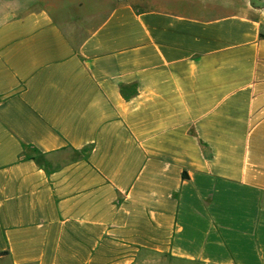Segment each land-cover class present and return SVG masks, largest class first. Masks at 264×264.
I'll list each match as a JSON object with an SVG mask.
<instances>
[{
  "label": "crops",
  "instance_id": "1",
  "mask_svg": "<svg viewBox=\"0 0 264 264\" xmlns=\"http://www.w3.org/2000/svg\"><path fill=\"white\" fill-rule=\"evenodd\" d=\"M0 0V264H264V0Z\"/></svg>",
  "mask_w": 264,
  "mask_h": 264
},
{
  "label": "rangeland",
  "instance_id": "2",
  "mask_svg": "<svg viewBox=\"0 0 264 264\" xmlns=\"http://www.w3.org/2000/svg\"><path fill=\"white\" fill-rule=\"evenodd\" d=\"M35 1V0H34ZM33 1L31 0H16V4L15 5H20L21 7L24 5V6H27V5H30L32 4Z\"/></svg>",
  "mask_w": 264,
  "mask_h": 264
},
{
  "label": "trees",
  "instance_id": "3",
  "mask_svg": "<svg viewBox=\"0 0 264 264\" xmlns=\"http://www.w3.org/2000/svg\"><path fill=\"white\" fill-rule=\"evenodd\" d=\"M5 253H7V252H0V255L5 254Z\"/></svg>",
  "mask_w": 264,
  "mask_h": 264
}]
</instances>
